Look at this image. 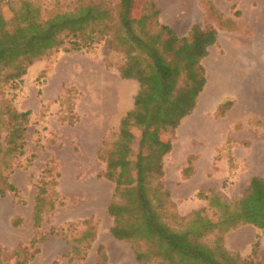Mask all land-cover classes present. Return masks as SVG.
Masks as SVG:
<instances>
[{
  "label": "trees",
  "instance_id": "trees-1",
  "mask_svg": "<svg viewBox=\"0 0 264 264\" xmlns=\"http://www.w3.org/2000/svg\"><path fill=\"white\" fill-rule=\"evenodd\" d=\"M132 1L126 0L125 6L115 0H74L70 7L47 13L40 3L31 0H0V165L5 164L0 168V198L10 192L16 197L20 194L11 176L22 164L20 158L26 156L31 115L15 107V95L8 98L5 87L21 83L37 60L60 52L92 50L104 43L110 51L107 68L117 66L123 79L139 83L133 107L111 136L103 139L98 151V158L106 164L103 176L114 183L107 207L112 218L111 234L131 243L139 264H261L256 261L261 234L248 259L228 250L224 238L227 232L246 224L264 233L263 177L253 175L243 193L232 200L216 189L199 191L197 196L206 200L207 206L188 215L178 212L164 182V157L172 150V141L165 135H173L197 105L206 83L201 60L217 41V27L238 30L242 25L225 15L213 0H199L204 10L203 24L194 23L189 34L180 37L160 22L154 0H146L139 17L131 15ZM235 15L239 17L241 11ZM117 53L122 62H109L111 54ZM227 103L230 108L232 102ZM74 114L77 117L68 120L70 125L79 119ZM232 144L234 139L230 137L227 147ZM26 160L28 165L32 163L28 157ZM188 162L183 173L187 170L189 177L194 171H190L192 160ZM56 169L57 162L52 159L38 187L33 211V225L38 229L43 214L55 209L53 196L58 192L60 176ZM210 209H215V214H210ZM78 224L85 225L81 235L65 238L70 243L69 260L84 259L97 237V227L90 219L68 222L59 229L51 227L49 233L33 237L30 246L19 245L6 257L16 258V264H28L39 252L38 243ZM211 233L216 235L213 244L205 239ZM97 263L110 264L103 245L97 248Z\"/></svg>",
  "mask_w": 264,
  "mask_h": 264
},
{
  "label": "rangeland",
  "instance_id": "rangeland-1",
  "mask_svg": "<svg viewBox=\"0 0 264 264\" xmlns=\"http://www.w3.org/2000/svg\"><path fill=\"white\" fill-rule=\"evenodd\" d=\"M31 1L40 3L45 12L52 13L72 6L74 0ZM115 1L126 3V0ZM154 1L159 8L165 7L168 1L171 3L177 0ZM145 2L146 0L132 1L133 17H139L143 13ZM198 2L199 0H180V5L186 8L190 4L189 10L193 12L195 18L200 19ZM217 2L226 12L234 13L237 8L243 10L241 18L253 28L251 45L244 56L251 75L253 91L247 94L244 102L239 101L234 105L232 103L230 108L227 102L232 101L226 99L229 94L223 91L219 99L220 102L225 101L218 105L216 111L215 103H212L210 108L201 112L195 111L182 119V123H190L185 131L189 137L182 131L181 123L173 135L168 133L165 138L171 139L175 149L183 156L191 155L189 159L192 160L193 168H190V171L196 172L195 165L199 168L201 176L195 179H202L200 182L202 186L206 180L204 175H207V181L212 186H218L222 180L218 177L220 168L216 164L221 155L215 156L214 161L213 156L216 150L221 152L218 148L219 143L225 141L227 131L234 127L232 136L235 138L233 145L237 160L245 161L247 167L239 172L244 178L241 188H234L235 182L234 185H230L232 181L229 178L227 185L219 191L224 197L232 200L247 188L249 177L257 174L264 177V0H217ZM167 14L170 17L173 15L171 12ZM7 15L9 16L8 13ZM160 22L164 23L161 11ZM153 28L156 30L157 26L154 24ZM221 36L224 41L229 38V35L224 33ZM109 53L107 44L101 43L92 50L60 52L44 57L29 67L21 83L17 81L5 87L8 98L15 95L13 99L15 107L19 111H30L31 115L26 136V156L20 158L22 164L14 168L15 172L11 176V181L19 188L20 194L16 197L10 192L0 198V264H16V258H7L6 253L19 245L30 246L33 237L49 233L51 227L59 229L68 222H79L84 219H90L97 227L96 240L84 259L73 257L72 261L69 260L70 243L65 238L66 235L67 238L81 235L85 225L78 224L75 229L60 231L58 235H49L46 241L38 243L36 247L39 248V252L28 264H98L97 248L100 245L104 246L110 264H139L131 243L118 240L111 234L112 218L107 213V207L112 199L114 183L103 176L106 164L98 158L97 152L102 146L101 138L111 136L119 127L118 117L124 109L119 107L113 113L111 102L107 99V95L111 96V93L102 92L104 84L101 83L102 70L105 68L111 71L118 70L117 66L107 68L105 61ZM108 60L112 63L122 62L118 53L111 54ZM89 70L92 71L91 79L87 77ZM116 80L117 77L110 75V83L114 81L116 83ZM118 87H121V83ZM128 100L130 103V99ZM224 103L226 106H223ZM74 112L79 119L74 125H70L67 123L68 120L77 117ZM197 122L201 124L199 130L194 125ZM235 122L238 123L234 124ZM214 132H217L218 138L208 140V136ZM198 133H201V136H198ZM91 142H95V145L90 146ZM227 144L228 142L224 143L225 147ZM26 157L32 162L30 165ZM52 159L56 160L55 172L60 175L57 176L58 192L53 196L55 209L43 214L42 226L38 229L33 225L35 197L41 185L43 171ZM1 167H5V164L2 163ZM185 173L184 178L188 177ZM189 194L187 190L180 193L181 203H176L179 212L188 215L195 209L206 207L204 201L189 199ZM210 211V214H215L213 213L215 209ZM255 232L252 231L250 236L261 234V246L256 261L264 264V233ZM235 235L236 233H231V243L236 240ZM215 238L214 233L205 237L210 244L214 243ZM250 243L247 241L243 250L237 251L241 258L248 259L251 256ZM150 264L158 262L153 261Z\"/></svg>",
  "mask_w": 264,
  "mask_h": 264
},
{
  "label": "crops",
  "instance_id": "crops-1",
  "mask_svg": "<svg viewBox=\"0 0 264 264\" xmlns=\"http://www.w3.org/2000/svg\"><path fill=\"white\" fill-rule=\"evenodd\" d=\"M213 1L223 11V13L225 12L224 13L225 15L237 19L239 23L242 25L241 29L243 31H241L240 29L228 30L217 27L218 30L217 41L214 45H211L208 48L209 54L201 60V64L205 69L206 83L204 85L203 90L200 92V95L197 100V105L193 113L195 111L201 112L204 109L210 108L212 103H215L214 108L216 111L218 105L225 101L224 100L220 102L221 99H219L223 91H227L229 97H227L226 99L227 100L231 99L233 105L237 104L239 101L241 103L242 101L244 102L245 98L247 97V94H250L253 91L251 75L248 72L247 64L244 59L245 52H247V50L251 45V38L254 33L253 28L249 23H247L245 20L242 19L243 10L237 8L236 6L237 8L236 11L237 10L241 11V15L237 17L235 15L236 11L234 13H232L231 11L226 12L219 5L217 0H213ZM159 8L161 11V16L164 24L169 25L171 28H173L180 37L187 36L194 23L203 24L204 10L200 7L199 2H198V9L199 12H201L200 19L195 18L193 12L189 10L190 4L186 8H183L182 4L180 5V0L172 1L171 3H169L168 1L167 4H165V7L160 6ZM167 12H171L173 13V15L170 17L167 14ZM246 27L251 29L250 33L247 32ZM223 33L229 35V38H227L226 41H224L221 38L222 37L221 34ZM100 75L102 79L101 83L102 82L104 83L102 87L103 88L102 92L108 91L111 93V96L107 95V99L109 100V102H111V109L113 110V113H115L119 107L124 108L122 114L118 117V120L120 122L122 117L134 105V97L139 90V83L134 79H123L120 76L118 70L111 71L105 68L102 70ZM110 75L112 77L113 76L117 77L116 83L115 81L113 83L109 82ZM87 77L91 79L92 77L91 70L88 71ZM119 83H121L120 88L118 87ZM118 91H120V93ZM128 99H130V103ZM109 107L110 106L108 105V108ZM237 123L238 122H235L234 124ZM189 124H190L189 122L186 123L184 122L182 123V125L180 124L183 132L187 131V129L189 128ZM194 125H196L197 129L199 130L201 124L197 122ZM220 128L221 125H219V130ZM233 128L234 127H232L231 130L227 131L225 141H223V143L221 142L219 143L218 148H220L221 152H218L216 150L215 155L213 156V161H214L215 156L221 155L218 161L215 160V162L217 161L216 164L217 167L220 168L218 177L221 178L222 180L221 184L218 186H212V184H210L207 181L208 180L207 175L206 176L204 175L206 180L204 181V186H202L200 184L202 179L199 178L195 179V177L201 176V172L196 165L194 169L196 172L197 171L198 172L192 173L189 177L184 178L183 168L186 167V165H188V161L191 155L186 154L185 156H183L180 151H177L175 149L174 144L172 142V150L164 157V172H165L164 182L166 188H168L171 191L172 200L175 203L177 204L181 203L180 193L187 190L190 192L188 197L189 199L194 198L197 199V201L199 202L204 201V203H206L207 206V201L200 199L197 196L198 192L204 191L207 193L211 189H216V191L219 192L220 189L223 188L224 181H226V179L228 178H230V180L232 181L230 185H234L235 182L234 188L235 187L241 188L243 186L244 178L240 176L239 172H241L243 169L247 167V163L242 160L238 162L237 160L238 156L236 153L235 146L233 144L229 148L225 147L224 145V143L228 142L230 137H232L235 140V138L232 136ZM185 133L187 134V132ZM200 134L201 133H198L197 135L201 136ZM187 137H189V134H187ZM208 137H209L208 140H216L218 138L217 132L210 134ZM102 141L103 138H101L100 140L101 145H102ZM94 145L95 142H91L90 146H94ZM198 163L199 161L197 162V164ZM251 177H249L247 181V186L249 184ZM178 182H180V184H178ZM179 213L181 215H187V214H182L181 211ZM252 231L257 232L260 231V229H258L253 225L246 224L227 232L224 238V243L226 248L230 251H236V252L242 251L247 241H250L251 250H252V245L256 241L258 235L255 234L253 237H251L250 234L252 233ZM233 232L236 233V235L234 236L236 240L233 241V243H231V233Z\"/></svg>",
  "mask_w": 264,
  "mask_h": 264
}]
</instances>
